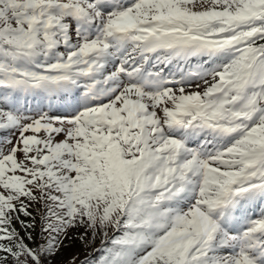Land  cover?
Returning <instances> with one entry per match:
<instances>
[{"label": "snow or ice", "instance_id": "obj_1", "mask_svg": "<svg viewBox=\"0 0 264 264\" xmlns=\"http://www.w3.org/2000/svg\"><path fill=\"white\" fill-rule=\"evenodd\" d=\"M77 262L264 264V0H0V264Z\"/></svg>", "mask_w": 264, "mask_h": 264}, {"label": "rangeland", "instance_id": "obj_2", "mask_svg": "<svg viewBox=\"0 0 264 264\" xmlns=\"http://www.w3.org/2000/svg\"><path fill=\"white\" fill-rule=\"evenodd\" d=\"M111 235V233H110ZM100 246V240L97 239L96 242H95V245H93V247H99ZM88 251H92V248H89ZM72 253H78L80 255V259H83L84 258V248L82 245L79 244V242H76L73 247L71 248V250L67 253L64 254V259H68L69 256L72 254ZM93 254H95V252H93ZM99 255V253H98ZM97 255V256H98ZM77 264H79V262H77Z\"/></svg>", "mask_w": 264, "mask_h": 264}, {"label": "trees", "instance_id": "obj_3", "mask_svg": "<svg viewBox=\"0 0 264 264\" xmlns=\"http://www.w3.org/2000/svg\"><path fill=\"white\" fill-rule=\"evenodd\" d=\"M98 255V253H95V254H93V257H96Z\"/></svg>", "mask_w": 264, "mask_h": 264}]
</instances>
